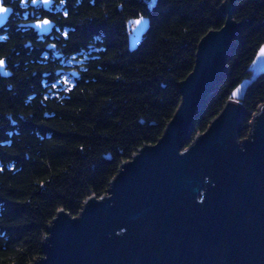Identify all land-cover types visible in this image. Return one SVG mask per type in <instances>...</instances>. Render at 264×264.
Returning <instances> with one entry per match:
<instances>
[{
	"label": "trees",
	"instance_id": "1",
	"mask_svg": "<svg viewBox=\"0 0 264 264\" xmlns=\"http://www.w3.org/2000/svg\"><path fill=\"white\" fill-rule=\"evenodd\" d=\"M2 1L13 12L0 27V59L10 71L0 75V264H29L58 209L77 215L86 197L106 193L122 161L160 137L199 39L225 16L223 0H53L51 10ZM43 17L55 24L49 36L19 26ZM233 17L240 35L192 137L237 99L246 111L242 139L264 102V67L255 62L264 0H236ZM137 20L147 27L132 48ZM65 73L71 83L60 81Z\"/></svg>",
	"mask_w": 264,
	"mask_h": 264
},
{
	"label": "water",
	"instance_id": "2",
	"mask_svg": "<svg viewBox=\"0 0 264 264\" xmlns=\"http://www.w3.org/2000/svg\"><path fill=\"white\" fill-rule=\"evenodd\" d=\"M2 2L9 11L0 14V27L13 12ZM52 2L29 4L47 9ZM235 2L222 1L223 25L199 39L192 70L178 82L179 103L160 137L122 161L106 193L86 197L77 215L58 209L46 226L41 256L29 264H264V102L242 139L246 111L237 99H228L192 137L241 32ZM54 25L47 17L19 24L39 36H49ZM146 27L131 28L130 47ZM262 50L255 58L260 68ZM68 73L77 77L73 69ZM0 75H10L3 59Z\"/></svg>",
	"mask_w": 264,
	"mask_h": 264
},
{
	"label": "rangeland",
	"instance_id": "3",
	"mask_svg": "<svg viewBox=\"0 0 264 264\" xmlns=\"http://www.w3.org/2000/svg\"><path fill=\"white\" fill-rule=\"evenodd\" d=\"M78 62H79V60L75 59V60H70L68 63L72 64V63H78ZM71 80H72V78L67 73L62 74L61 77H60V81L61 82L71 83Z\"/></svg>",
	"mask_w": 264,
	"mask_h": 264
},
{
	"label": "snow or ice",
	"instance_id": "4",
	"mask_svg": "<svg viewBox=\"0 0 264 264\" xmlns=\"http://www.w3.org/2000/svg\"><path fill=\"white\" fill-rule=\"evenodd\" d=\"M9 10L8 9H5V8H3V7H0V14H4V13H6V12H8ZM45 23H47V22H45ZM142 23V21L141 20H137L136 21V24L137 25H139V24H141ZM262 51H264V50H262Z\"/></svg>",
	"mask_w": 264,
	"mask_h": 264
},
{
	"label": "flooded vegetation",
	"instance_id": "5",
	"mask_svg": "<svg viewBox=\"0 0 264 264\" xmlns=\"http://www.w3.org/2000/svg\"><path fill=\"white\" fill-rule=\"evenodd\" d=\"M38 5L41 6V3H39ZM41 7H42V6H41ZM53 7H55V2H54V1L50 4V6H49L46 10H51ZM67 71H68V70H67ZM64 72H66V70H65Z\"/></svg>",
	"mask_w": 264,
	"mask_h": 264
}]
</instances>
